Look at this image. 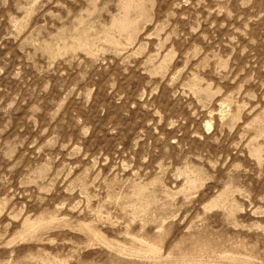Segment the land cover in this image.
<instances>
[{
	"label": "rangeland",
	"instance_id": "obj_1",
	"mask_svg": "<svg viewBox=\"0 0 264 264\" xmlns=\"http://www.w3.org/2000/svg\"><path fill=\"white\" fill-rule=\"evenodd\" d=\"M0 264H264V0H0Z\"/></svg>",
	"mask_w": 264,
	"mask_h": 264
}]
</instances>
